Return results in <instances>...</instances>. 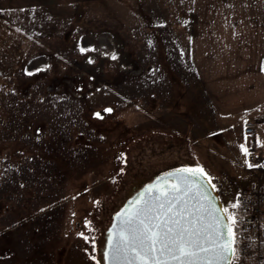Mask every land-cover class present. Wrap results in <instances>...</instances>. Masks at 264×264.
Segmentation results:
<instances>
[{
    "label": "rangeland",
    "instance_id": "374dc122",
    "mask_svg": "<svg viewBox=\"0 0 264 264\" xmlns=\"http://www.w3.org/2000/svg\"><path fill=\"white\" fill-rule=\"evenodd\" d=\"M183 4L81 2L3 25L0 15V264H102L132 186L183 165L204 170L229 214L241 186L264 182L242 131L254 122L211 118L188 46L164 39L180 22L188 40ZM41 55L46 67L27 73Z\"/></svg>",
    "mask_w": 264,
    "mask_h": 264
},
{
    "label": "crops",
    "instance_id": "0c3cea01",
    "mask_svg": "<svg viewBox=\"0 0 264 264\" xmlns=\"http://www.w3.org/2000/svg\"><path fill=\"white\" fill-rule=\"evenodd\" d=\"M90 1L105 0H0L1 23L11 13ZM178 3L184 5L183 0ZM190 4L188 42L182 40L180 22L174 24L179 32H163L164 39L172 42L169 45L188 46L194 82L211 118L237 120L244 115L241 121L254 122L259 142L264 143V0H190Z\"/></svg>",
    "mask_w": 264,
    "mask_h": 264
},
{
    "label": "snow or ice",
    "instance_id": "6c2138e0",
    "mask_svg": "<svg viewBox=\"0 0 264 264\" xmlns=\"http://www.w3.org/2000/svg\"><path fill=\"white\" fill-rule=\"evenodd\" d=\"M242 150L247 153L243 146ZM177 171L184 174L180 176V184L173 183L168 190L156 186L155 190L160 195L154 199L158 204L150 205L147 200H143L142 194L136 203L143 206L123 214L121 227L114 238L110 239L109 248L114 249L118 255L123 254L125 258L129 253H134L127 264H213V259H205L210 255L219 264V261L228 259L227 253L235 252L234 215L224 208V216L219 219L212 217L215 223H204L203 213L210 216L212 213L203 205L190 211L187 200L179 195L191 191L193 185L189 183V177L205 176L204 170L183 168ZM153 190L149 186L146 191L150 193ZM225 217L231 223L220 225V219ZM105 259H108L107 252Z\"/></svg>",
    "mask_w": 264,
    "mask_h": 264
},
{
    "label": "water",
    "instance_id": "95a60500",
    "mask_svg": "<svg viewBox=\"0 0 264 264\" xmlns=\"http://www.w3.org/2000/svg\"><path fill=\"white\" fill-rule=\"evenodd\" d=\"M187 167H179L172 170H168L166 172L155 175L150 181L142 185L136 191H134L116 210V212L112 215L111 221L105 230V239L102 250V264H127L128 260H131L134 256V253H129L127 258L123 254H117L116 251L110 250L109 241L114 238V234L118 233L122 219L124 218L123 214L128 213L131 210H134L136 207H142L143 205H137V201L141 199L143 194V200H147L150 205H156L159 202L154 198L160 195L159 192L155 190L156 186H162L165 190H168L171 184L176 183L180 184V176L184 175L178 173L177 170L183 169ZM195 168V167H191ZM189 183L193 185L191 191L185 193H180L185 200H187V207L190 211H195L201 205L204 208L208 209L209 212L212 213L210 216L208 213H203L204 215V223H215L212 219L215 216L217 219L224 216L222 212L223 204L221 202L220 194L217 192L212 186L209 178L205 176H196L189 177ZM149 186L153 187L152 192H147ZM220 225L224 223H230V221L225 217L224 219H220ZM199 226V225H198ZM118 239V237H115ZM234 247V245H233ZM108 253V259H105V253ZM234 253H227L228 259L226 261L221 260L219 264H231ZM202 256L204 254H201ZM205 259H213V264H216L215 257L210 255L205 257ZM136 264V262H134ZM174 264V262H173Z\"/></svg>",
    "mask_w": 264,
    "mask_h": 264
},
{
    "label": "built area",
    "instance_id": "2783aa9c",
    "mask_svg": "<svg viewBox=\"0 0 264 264\" xmlns=\"http://www.w3.org/2000/svg\"><path fill=\"white\" fill-rule=\"evenodd\" d=\"M249 138V160L257 171H264V147L256 142V126L245 123ZM236 242L231 264H264V182L243 185L236 195Z\"/></svg>",
    "mask_w": 264,
    "mask_h": 264
},
{
    "label": "trees",
    "instance_id": "16d2710c",
    "mask_svg": "<svg viewBox=\"0 0 264 264\" xmlns=\"http://www.w3.org/2000/svg\"><path fill=\"white\" fill-rule=\"evenodd\" d=\"M46 65H47V59L43 55H41V56H37V57L30 59L25 65V70L27 73H32V72H34L40 68H45ZM140 186H142V185H140ZM231 215H234L235 220H236V216H237L236 210L234 212H232ZM230 223H231V221H230ZM233 227H234V231L236 233V224ZM235 240H236V236H235Z\"/></svg>",
    "mask_w": 264,
    "mask_h": 264
},
{
    "label": "flooded vegetation",
    "instance_id": "af4514ba",
    "mask_svg": "<svg viewBox=\"0 0 264 264\" xmlns=\"http://www.w3.org/2000/svg\"><path fill=\"white\" fill-rule=\"evenodd\" d=\"M182 167L191 168V166L189 167V166H185V165H183ZM144 184H145V183H144ZM144 184H141V185H144ZM139 187H141V186H139ZM139 187L136 186V185H134V186H132V190H133V191H136ZM132 193H133V192H132Z\"/></svg>",
    "mask_w": 264,
    "mask_h": 264
}]
</instances>
